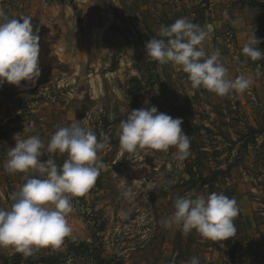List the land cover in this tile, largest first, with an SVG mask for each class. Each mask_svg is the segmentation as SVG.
I'll return each instance as SVG.
<instances>
[{
  "label": "rangeland",
  "instance_id": "rangeland-1",
  "mask_svg": "<svg viewBox=\"0 0 264 264\" xmlns=\"http://www.w3.org/2000/svg\"><path fill=\"white\" fill-rule=\"evenodd\" d=\"M256 2L0 0L8 18L33 17L41 70L34 86H0V208L10 207L11 194L35 175L4 170L16 135L38 136L47 145L60 127L79 122L98 141L108 138L97 153L104 168L95 184L72 198V231L63 244L27 258L0 247V264H188L192 257L200 264H264V58L242 53L253 37L264 51V1ZM179 18L207 32L203 49L219 53L229 79L251 75L253 86L220 97L192 88L179 66L147 57L145 44ZM152 106L182 118L191 153L184 161L175 158V147L121 150L120 121ZM49 158L62 166L67 153L40 157ZM193 191L236 200L232 238L214 242L195 230L184 236L175 225L162 226L175 199Z\"/></svg>",
  "mask_w": 264,
  "mask_h": 264
},
{
  "label": "clouds",
  "instance_id": "clouds-1",
  "mask_svg": "<svg viewBox=\"0 0 264 264\" xmlns=\"http://www.w3.org/2000/svg\"><path fill=\"white\" fill-rule=\"evenodd\" d=\"M32 18L10 19L0 9V86L7 82L19 87L21 81L34 86L41 75L39 28L33 31ZM207 35L198 24L179 18L171 25H161L156 37L145 44L146 56L161 65L171 62L179 66L194 89L203 87L220 97L245 93L254 78L241 74L229 79L219 53L209 56L203 49ZM260 42L255 37L246 42L243 55L252 61L264 58V51L257 47ZM182 124V118L158 112L155 106L132 110L117 126L120 148L135 153L146 147L164 152L175 147V158L184 161L191 153L190 138ZM17 137L7 152L4 170L35 175L11 194L10 207L0 208V247H13L27 258L42 248H59L71 234L67 215L72 211V198L84 196L95 184L104 168L97 153L107 146L108 138L98 141L96 133L79 122L60 127L47 145L38 136ZM45 151L67 153V159L62 166L51 158L41 161ZM122 195L131 198L133 190ZM238 215L234 198L215 192L205 197L193 191L175 199L174 212L161 224L177 226L184 236L195 230L204 239L222 242L235 235ZM188 264L200 262L192 257Z\"/></svg>",
  "mask_w": 264,
  "mask_h": 264
},
{
  "label": "crops",
  "instance_id": "crops-1",
  "mask_svg": "<svg viewBox=\"0 0 264 264\" xmlns=\"http://www.w3.org/2000/svg\"><path fill=\"white\" fill-rule=\"evenodd\" d=\"M256 1H260V0H255V2H256ZM262 1H264V0H262ZM256 3H257V2H256ZM253 4H254V3H253Z\"/></svg>",
  "mask_w": 264,
  "mask_h": 264
}]
</instances>
